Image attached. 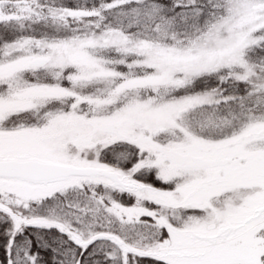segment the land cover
<instances>
[{
	"label": "snow or ice",
	"instance_id": "snow-or-ice-1",
	"mask_svg": "<svg viewBox=\"0 0 264 264\" xmlns=\"http://www.w3.org/2000/svg\"><path fill=\"white\" fill-rule=\"evenodd\" d=\"M0 264H264V0H0Z\"/></svg>",
	"mask_w": 264,
	"mask_h": 264
}]
</instances>
